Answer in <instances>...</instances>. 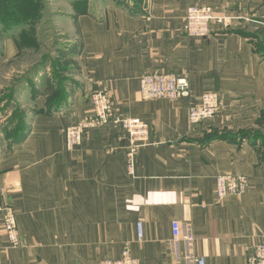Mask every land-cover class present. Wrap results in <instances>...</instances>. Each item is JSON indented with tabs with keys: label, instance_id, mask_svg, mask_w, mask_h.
<instances>
[{
	"label": "crops",
	"instance_id": "1",
	"mask_svg": "<svg viewBox=\"0 0 264 264\" xmlns=\"http://www.w3.org/2000/svg\"><path fill=\"white\" fill-rule=\"evenodd\" d=\"M202 5L234 20L190 38L188 8ZM98 13V22L78 19L77 74L60 109L47 113L36 97L18 139L0 133V207L14 208L21 240L0 264H107L125 247L141 264H248L264 244V145L253 141L264 119V0H148L137 9L108 1ZM14 36L3 41L0 69L17 53ZM152 72L187 74L190 97L143 100L140 78ZM103 89L117 115L149 127L132 173L118 126L66 147L65 130L91 118V95ZM208 92L220 112L192 127L189 109ZM229 174L249 187L219 202L216 179Z\"/></svg>",
	"mask_w": 264,
	"mask_h": 264
},
{
	"label": "rangeland",
	"instance_id": "2",
	"mask_svg": "<svg viewBox=\"0 0 264 264\" xmlns=\"http://www.w3.org/2000/svg\"><path fill=\"white\" fill-rule=\"evenodd\" d=\"M108 1L146 6L148 0H0V50L8 35L1 24L6 21L14 29L17 52L0 69V133H14L29 119L35 98L25 84L29 79L38 77L35 86L45 98L53 87L70 83L77 74L73 52L82 47L78 19L98 22L99 4ZM47 83L51 88L44 91Z\"/></svg>",
	"mask_w": 264,
	"mask_h": 264
},
{
	"label": "built area",
	"instance_id": "3",
	"mask_svg": "<svg viewBox=\"0 0 264 264\" xmlns=\"http://www.w3.org/2000/svg\"><path fill=\"white\" fill-rule=\"evenodd\" d=\"M234 18L219 15L211 6H192L188 8L185 18V33L190 38H207L212 32V26L220 25L228 27ZM140 95L143 100H179L191 95L190 81L187 74H166L152 72L144 74L140 78ZM93 113L91 118L69 126L65 130L66 147L73 150L80 146L84 134L89 129H95L103 125L120 127L128 136L129 151L127 162L129 172L132 173L138 151L145 147L149 141L148 125L136 118L123 117L116 114V104L113 96L106 89L97 90L91 95ZM220 112V98L215 92L205 93L200 102L189 109L190 126L195 127L202 122H208L217 117ZM216 195L219 202L228 198L240 197L247 191L249 183L246 177L241 175H220L216 179ZM139 240L142 239V227H138ZM175 239L181 236L180 225L173 224ZM3 238L7 245L3 244ZM21 240L18 232L16 212L13 207H0V262L6 249L18 248ZM198 264H205L204 259L197 260ZM107 264H141L133 258L129 247H125L121 259ZM248 264H264V244L255 247Z\"/></svg>",
	"mask_w": 264,
	"mask_h": 264
},
{
	"label": "trees",
	"instance_id": "4",
	"mask_svg": "<svg viewBox=\"0 0 264 264\" xmlns=\"http://www.w3.org/2000/svg\"><path fill=\"white\" fill-rule=\"evenodd\" d=\"M123 6H129V7H133V8L136 7V9H137L139 4H136V5H134V4H129V5L125 4ZM81 14H83V13H81ZM2 22H1V24L3 26H5V28H4V30H5L4 33L5 34H9L10 32H13V30H14L13 27H10V25H8L6 23V21H4L5 25ZM260 46H261V43H260ZM261 47L263 48V46H261ZM73 53L75 54V52H73ZM36 78H38V77L37 76L33 77L32 79H29L28 82H25V84L27 83V85H29L31 87V89H33L35 98L39 97V96H43V90L42 91L38 90L36 88V86H35ZM72 81H73V79H71L70 83H68V84H65V85L60 84V86L58 88L53 87L52 89L49 90V91H51L52 95L48 96L46 98V103H45L46 104V110L45 111L47 113L51 114V113L57 111L58 109H60V107L63 105V103L66 101V99L68 97V86L70 87V84L72 83ZM49 88H51V84H48V83L44 84V88H43L44 91L48 90ZM26 124H27V121L24 122L21 127H18L16 129V131H14V134L12 136H10L11 139L14 138V141H16L18 139L19 135L22 133V131H24V129L26 128ZM258 125H259L260 128L254 132V134H253L254 135V140L253 141L255 143L259 142L260 144L264 145V119L260 120ZM5 133H10V132L6 131ZM250 135H251V133L246 134V137H249Z\"/></svg>",
	"mask_w": 264,
	"mask_h": 264
}]
</instances>
